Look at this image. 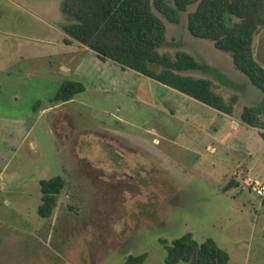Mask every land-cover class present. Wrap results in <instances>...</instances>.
Here are the masks:
<instances>
[{
	"label": "rangeland",
	"instance_id": "1",
	"mask_svg": "<svg viewBox=\"0 0 264 264\" xmlns=\"http://www.w3.org/2000/svg\"><path fill=\"white\" fill-rule=\"evenodd\" d=\"M61 3L0 0V264H122L143 253L144 264H167L161 240L187 232L214 238L232 264H264V198L249 185L264 183V130L231 123L245 105L264 122L261 90L188 31L184 12L178 24L162 16L161 51L194 54L203 69L188 74L228 101L238 95L231 121L117 63L88 59L76 78L71 68L90 49L65 43ZM254 47L264 64V28ZM66 80L86 90L57 103ZM57 175L67 183L43 218L40 181Z\"/></svg>",
	"mask_w": 264,
	"mask_h": 264
},
{
	"label": "trees",
	"instance_id": "2",
	"mask_svg": "<svg viewBox=\"0 0 264 264\" xmlns=\"http://www.w3.org/2000/svg\"><path fill=\"white\" fill-rule=\"evenodd\" d=\"M192 6H195L191 9ZM61 25L64 41H74L96 52L103 60L118 63L171 87L217 111L234 116L239 96L228 101L214 89L211 79L188 72L202 70L194 54L178 50L174 55L162 52L167 43V23L178 24L187 13V29L195 37L213 41L216 48L231 55L235 67L264 94V64L255 53V37L264 28V0H62ZM237 19V20H235ZM86 90L81 81L66 80L57 92V103L71 101ZM240 121L264 130L260 107L245 105ZM264 139V131L260 132ZM62 175L40 181L41 204L38 213L50 218L66 186ZM236 181L224 188L231 189ZM166 263L232 264L230 254L209 237L199 242L192 232L169 242ZM148 254H131L122 264H144Z\"/></svg>",
	"mask_w": 264,
	"mask_h": 264
},
{
	"label": "crops",
	"instance_id": "3",
	"mask_svg": "<svg viewBox=\"0 0 264 264\" xmlns=\"http://www.w3.org/2000/svg\"><path fill=\"white\" fill-rule=\"evenodd\" d=\"M80 44V43H79ZM81 45V44H80ZM81 46H83V45H81ZM84 48V50H83V54L85 53V52H88V48H86L85 46H83ZM91 51V52H90ZM89 55L86 57V58H84V59H82L79 63H78V65H75V67H73V68H71V72L72 71H74L73 72V76L74 77H76V78H79V77H81L80 76V74H79V70H80V68L84 65V62H87L88 61V59L91 61V63L93 64V66H97V67H99V66H101V65H104V64H106V65H109V63H111V62H113V61H111V60H107V61H103V60H101L99 57H98V55L96 54V52H94L93 50H89ZM113 63H116V62H113ZM118 64V63H117ZM66 69H68V67H65ZM122 68V67H121ZM183 94V93H182ZM183 95H185V94H183ZM185 96H187V95H185ZM185 96H184V98H185ZM189 97V96H188ZM73 100V99H72ZM71 100V101H72ZM197 101V100H196ZM197 103V102H196ZM255 106V105H254ZM182 108V107H181ZM223 115L227 118L226 120H228V121H231V119L234 117V116H229V115H227V114H224L223 113ZM240 120V119H239ZM227 122V121H226ZM232 122H234V127L237 129V131H239V129H240V131H242V128H243V126L241 125V123L242 122H240V121H231V123ZM243 124V123H242ZM255 129V128H254ZM213 133H215V132H213ZM260 134V133H259ZM256 195V194H255Z\"/></svg>",
	"mask_w": 264,
	"mask_h": 264
},
{
	"label": "built area",
	"instance_id": "4",
	"mask_svg": "<svg viewBox=\"0 0 264 264\" xmlns=\"http://www.w3.org/2000/svg\"><path fill=\"white\" fill-rule=\"evenodd\" d=\"M249 185H253V191L256 196L264 198V183H260L259 181L250 182Z\"/></svg>",
	"mask_w": 264,
	"mask_h": 264
}]
</instances>
